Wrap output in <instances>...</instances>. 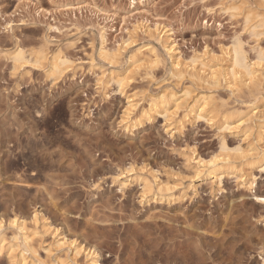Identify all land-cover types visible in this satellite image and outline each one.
Listing matches in <instances>:
<instances>
[{"label":"rangeland","instance_id":"rangeland-1","mask_svg":"<svg viewBox=\"0 0 264 264\" xmlns=\"http://www.w3.org/2000/svg\"><path fill=\"white\" fill-rule=\"evenodd\" d=\"M220 6L222 0H0V218L10 238V217L26 218L35 231L37 215V264H59L58 256L86 264L87 251L56 246L64 239L96 249L99 264H264V170L232 152L239 168L221 181L204 163L220 154L224 134L243 154L264 148L259 128L249 135L220 129L222 111L249 104L264 120V84L252 92L204 84L220 113L213 121L180 109L174 118L127 123L132 105L148 107L170 88L190 86L195 94L204 86L172 76L162 41L182 60L226 64L240 38L256 60L252 48L264 47V34L250 32L244 9L232 16ZM44 44L51 57L71 59L66 74L54 79L48 66L33 62L14 68L10 52ZM148 45L160 61L133 70L123 89L108 82L127 74L129 56ZM103 47L122 55L112 62ZM143 178L154 184L150 193ZM162 183L172 189L159 192ZM8 246L0 264H9Z\"/></svg>","mask_w":264,"mask_h":264},{"label":"bare ground","instance_id":"bare-ground-1","mask_svg":"<svg viewBox=\"0 0 264 264\" xmlns=\"http://www.w3.org/2000/svg\"><path fill=\"white\" fill-rule=\"evenodd\" d=\"M239 1L241 0H232L231 2L222 0V7H220L222 10L230 12L232 16L244 9V22L250 29V32L256 36L264 34V30H260L261 28L264 29V0H255L256 7L252 6L254 2L251 4L248 0H242L241 3H238ZM245 4L248 5L244 8L243 5ZM162 46L166 50L169 60L171 61V74L174 77H187L192 83L203 85H219L224 81L227 87L233 91L240 90L243 87H246L250 92L255 89H259L260 91V87L264 84V47L259 42L252 48L256 52V60L253 61L249 58L244 43L240 38H237L232 46L228 48L227 55L229 59L226 64H223L221 59H217L216 62L212 59L203 58V56H195L190 61H185L182 60L179 55H176L175 48L168 44L167 40L162 41ZM139 51V53L129 56V69H127L129 72L124 75L111 74L108 82H113L117 84L120 89H123L128 83L133 70L146 69L151 67L153 62L160 61L158 49L154 45H148L144 50ZM101 54L104 58H108L112 62L118 61L120 55H122L120 52H111L104 47L102 48ZM9 55L13 60L14 68L18 69L26 63H38L43 66H48L49 76L54 79L66 74V72L70 70L71 59L65 56V54L60 53L56 55L52 54L51 57L50 51L45 44L41 45L37 50L31 49V51H27L24 47L18 46L14 51L10 52ZM205 85L201 91L195 94H193V89L190 86H181V91L170 88L151 97L148 107L137 109V104L132 105V108L128 111L129 119L127 123H129L130 126H137L142 124L144 120L151 118L154 114H164L166 119L169 117L174 118L179 115L180 109H183V111L185 110L184 116L192 113L199 119L204 118L213 121L220 113L218 111L217 102L215 101L216 97L213 93H209L207 89L204 88ZM258 113L257 106L253 104L247 105L246 110H224L222 111L220 129L224 133L242 131L246 135H249L254 132L253 130L255 128H259V137L264 140V120H261L262 115L260 117ZM220 151V154L204 162L210 173L216 174V178L219 180L227 173H234V171L239 168L235 164V158L232 157V152L236 151L240 153L239 156L245 162L251 165L261 166L262 170H264V148L258 149L256 146L252 148L248 154H243L244 152L241 151L240 148L232 149L228 146L224 134L221 138ZM200 161L199 159L198 162ZM147 179L143 178L144 191L145 193H150L153 190L154 184L152 186L150 180ZM252 183L253 182L250 183V187H252ZM165 186L166 184L163 187L160 186L158 191H170L172 189L169 186L166 189ZM262 199L264 200V196ZM9 220L10 227L14 229L12 231V237L10 238L9 236L7 237V234L4 232V219H2V217L0 218V251H3L6 246L9 245V264H37V261L42 262L33 240L34 237H31L34 234H40L37 215L33 217L35 231H29L27 219L18 217L17 214H14ZM10 239L11 242H7ZM76 242V240H57L56 246L61 248L67 245L69 249L75 251V255L87 251L86 264H99V254L96 249L92 251V247H90L88 250V248ZM47 251L51 252L52 250L49 249ZM56 259L59 264H64L66 262H64L66 259L62 260L61 256H58ZM45 264H47V262Z\"/></svg>","mask_w":264,"mask_h":264}]
</instances>
